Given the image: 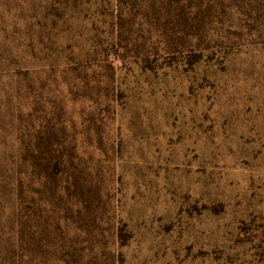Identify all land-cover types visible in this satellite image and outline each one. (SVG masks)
<instances>
[{"label":"rangeland","instance_id":"obj_1","mask_svg":"<svg viewBox=\"0 0 264 264\" xmlns=\"http://www.w3.org/2000/svg\"><path fill=\"white\" fill-rule=\"evenodd\" d=\"M120 263L264 264V0H0V264Z\"/></svg>","mask_w":264,"mask_h":264},{"label":"trees","instance_id":"obj_2","mask_svg":"<svg viewBox=\"0 0 264 264\" xmlns=\"http://www.w3.org/2000/svg\"><path fill=\"white\" fill-rule=\"evenodd\" d=\"M119 237L121 238V239H125V235H124V233H123V231H119ZM120 264H123V263H120Z\"/></svg>","mask_w":264,"mask_h":264}]
</instances>
